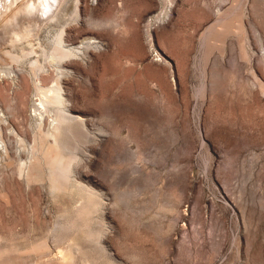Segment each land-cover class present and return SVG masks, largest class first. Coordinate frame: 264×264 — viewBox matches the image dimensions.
<instances>
[{
  "label": "rangeland",
  "instance_id": "374dc122",
  "mask_svg": "<svg viewBox=\"0 0 264 264\" xmlns=\"http://www.w3.org/2000/svg\"><path fill=\"white\" fill-rule=\"evenodd\" d=\"M6 20L0 73L20 86L0 78V264H264V0H64ZM56 61L81 122L31 114L30 78ZM54 143L76 146L61 188Z\"/></svg>",
  "mask_w": 264,
  "mask_h": 264
},
{
  "label": "bare ground",
  "instance_id": "6f19581e",
  "mask_svg": "<svg viewBox=\"0 0 264 264\" xmlns=\"http://www.w3.org/2000/svg\"><path fill=\"white\" fill-rule=\"evenodd\" d=\"M63 1L64 0H0V19L2 18L4 21L8 17H10L11 20H13V21L10 20V22L12 23L14 22L15 24V20L17 19L20 21V19L30 18V17H35L37 19L48 18L52 16L55 10V7H57V5L61 4ZM167 1H168V4L172 5V0H167ZM96 2L97 0H91L92 4H95ZM78 4H79V0H76V6H78ZM169 14H170V7L169 8L167 7L165 14H163V12H159L158 14L152 15L153 17L150 16L147 18L146 38L148 39V42L150 43L152 42V27L156 25L157 23L159 24V23H163L164 21H166L167 18H169ZM7 22L9 24V21L6 20V24ZM12 35L17 36L18 33L14 31ZM84 42H87L89 44L92 43L95 46V48H100V41L97 40L96 38L90 37L84 40ZM79 46H69L67 48L66 47L64 48L63 46V50H62L63 54H67V53L72 54L76 52ZM50 64H53V63H50ZM63 65H62V62L60 61H56L55 64H53L54 69H55L53 70L54 72L56 71L55 72L56 77L55 78L53 77V79H51L47 84L44 81H42L43 78L41 75H38L39 73L36 75L33 74V76L30 78L31 79L30 81L32 82V87L34 88V93L32 92L33 96H37L36 100L32 102L31 114H33L34 116H37V115L41 116L40 109H43V108L47 109V105L52 104V105H55L56 107L55 111L57 112V118L55 119L57 120L56 121L57 124H60L64 122L65 120H72V121L75 120V121L81 122L83 120L82 119L83 117L80 115H75L71 113L70 108L66 105L65 99L62 95L61 83H60V78L62 74L67 73V75H70V74H73L74 72L72 69L64 68ZM42 68L43 67L40 68V72ZM44 71L45 69L42 70L43 73ZM20 73L21 72H19V74ZM3 77L9 78L10 80L9 79L8 80L12 82L14 87L17 88L18 86H20L18 83V80H20V78L18 77V74L15 76V73L8 72L7 74L4 72H1L0 78H3ZM4 115H5L4 111L2 110V108H0V116L4 117ZM2 121L5 124L8 123L5 119ZM54 122L55 121H53V123ZM66 131L68 133H71L70 129H66ZM9 132H15L12 126L9 127ZM17 139H20V138L17 136ZM0 143L3 146L1 130H0ZM52 146L57 148V150L54 151V154L51 157V164L55 167V173H56V176L51 177V180H52L51 188H61L64 185L63 183L64 180L62 179V184L59 183V177L61 176L62 178H65L67 166L69 163L68 162L65 165H61V162H60V158H62L61 155L63 154V151H71L74 148H76V146L73 147L70 145H63L61 147V146L56 145L55 143L51 145V147ZM55 148L52 147L53 150ZM63 159H66V157Z\"/></svg>",
  "mask_w": 264,
  "mask_h": 264
},
{
  "label": "crops",
  "instance_id": "0c3cea01",
  "mask_svg": "<svg viewBox=\"0 0 264 264\" xmlns=\"http://www.w3.org/2000/svg\"><path fill=\"white\" fill-rule=\"evenodd\" d=\"M133 13H134V15H138V14H139L137 11H134ZM4 109H5V108H4ZM10 109H11V107H8V108H7V112H8V111L11 112Z\"/></svg>",
  "mask_w": 264,
  "mask_h": 264
}]
</instances>
